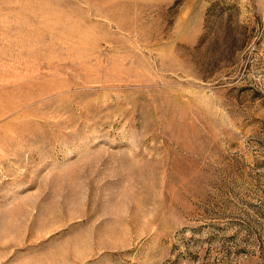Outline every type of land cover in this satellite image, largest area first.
<instances>
[{"label": "rangeland", "instance_id": "374dc122", "mask_svg": "<svg viewBox=\"0 0 264 264\" xmlns=\"http://www.w3.org/2000/svg\"><path fill=\"white\" fill-rule=\"evenodd\" d=\"M0 264H264V0H0Z\"/></svg>", "mask_w": 264, "mask_h": 264}]
</instances>
